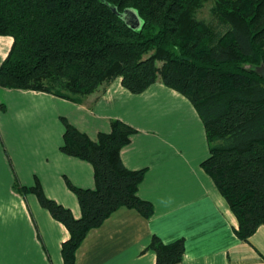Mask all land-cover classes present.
<instances>
[{"label": "trees", "instance_id": "16d2710c", "mask_svg": "<svg viewBox=\"0 0 264 264\" xmlns=\"http://www.w3.org/2000/svg\"><path fill=\"white\" fill-rule=\"evenodd\" d=\"M211 2V21L197 17ZM119 14L135 11L138 29ZM0 36L12 38L0 65V88L34 91L92 108L115 80L132 94L155 83L185 97L202 122L208 157L200 164L237 221L236 237L247 242L264 226V0H0ZM95 96L89 103L87 99ZM60 152L91 165L95 188L66 181L80 217L48 199L38 181L17 182L21 195L62 224L63 264L92 229L121 207L145 218L151 203L138 196L144 170L121 160L136 130L119 120L95 139L61 118ZM155 264H179L184 240L164 244L153 236L147 246Z\"/></svg>", "mask_w": 264, "mask_h": 264}, {"label": "crops", "instance_id": "0c3cea01", "mask_svg": "<svg viewBox=\"0 0 264 264\" xmlns=\"http://www.w3.org/2000/svg\"><path fill=\"white\" fill-rule=\"evenodd\" d=\"M12 38L0 36V65ZM95 96L87 101L91 103ZM61 118L95 139L119 120L136 130L121 150L123 165L144 170L140 199L151 203L149 218L121 207L88 232L74 264H155L147 249L153 236L169 244L184 240L179 264H264V226L247 242L235 235L237 221L200 164L208 157L204 128L190 102L162 83L140 94L115 80L93 107L52 95L0 88V264H63L68 232L43 209L32 187L81 215L66 181L94 189L91 165L62 154Z\"/></svg>", "mask_w": 264, "mask_h": 264}, {"label": "water", "instance_id": "95a60500", "mask_svg": "<svg viewBox=\"0 0 264 264\" xmlns=\"http://www.w3.org/2000/svg\"><path fill=\"white\" fill-rule=\"evenodd\" d=\"M114 13L121 16L125 24L132 29H138L142 25V21L139 18L138 14L133 10H125L122 14H119L116 9H113ZM255 73L264 79V66H260L255 70Z\"/></svg>", "mask_w": 264, "mask_h": 264}, {"label": "rangeland", "instance_id": "374dc122", "mask_svg": "<svg viewBox=\"0 0 264 264\" xmlns=\"http://www.w3.org/2000/svg\"><path fill=\"white\" fill-rule=\"evenodd\" d=\"M210 9H211V2L206 4L200 11H198L197 17L202 20L211 21Z\"/></svg>", "mask_w": 264, "mask_h": 264}]
</instances>
